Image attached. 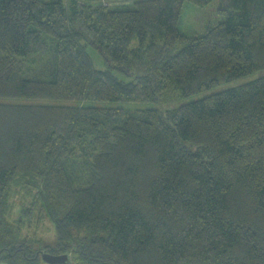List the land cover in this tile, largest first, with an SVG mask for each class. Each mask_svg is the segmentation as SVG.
I'll use <instances>...</instances> for the list:
<instances>
[{
    "label": "trees",
    "instance_id": "16d2710c",
    "mask_svg": "<svg viewBox=\"0 0 264 264\" xmlns=\"http://www.w3.org/2000/svg\"><path fill=\"white\" fill-rule=\"evenodd\" d=\"M185 1L0 0V262L264 264V76L151 106L263 70L264 0Z\"/></svg>",
    "mask_w": 264,
    "mask_h": 264
},
{
    "label": "rangeland",
    "instance_id": "374dc122",
    "mask_svg": "<svg viewBox=\"0 0 264 264\" xmlns=\"http://www.w3.org/2000/svg\"><path fill=\"white\" fill-rule=\"evenodd\" d=\"M87 1H91V0H87ZM92 1L96 2V0H92ZM98 1H103L102 3H109L111 5L118 3L121 4L125 2V0H98ZM217 3H218L217 0H213L208 5L200 7L189 1H185L183 3L179 17V23H178L179 31L187 37L198 36L204 34L205 31L213 24L224 21V17H222L217 13ZM182 47L183 44H179L177 45L174 51L176 52L180 50ZM95 60L98 63H100L96 56H95ZM262 76H264V69L258 72H254L252 74L235 78L231 81L221 83L217 86L207 88L198 93L181 97L172 102H164V103L155 102L151 104V106L158 108L160 110H166L167 108L170 107H175L180 104L190 102L192 100L200 99L210 94H214L226 89H230L251 82ZM36 238L40 240L42 245H47L51 247H54L57 242L53 226L48 222H45L41 228L37 229ZM70 254L68 253L69 261L75 264L72 261V254L71 255ZM0 264H5V263L0 262ZM39 264H47V263L40 262Z\"/></svg>",
    "mask_w": 264,
    "mask_h": 264
},
{
    "label": "water",
    "instance_id": "95a60500",
    "mask_svg": "<svg viewBox=\"0 0 264 264\" xmlns=\"http://www.w3.org/2000/svg\"><path fill=\"white\" fill-rule=\"evenodd\" d=\"M41 260L47 264H64L68 260L65 254L41 253Z\"/></svg>",
    "mask_w": 264,
    "mask_h": 264
},
{
    "label": "crops",
    "instance_id": "0c3cea01",
    "mask_svg": "<svg viewBox=\"0 0 264 264\" xmlns=\"http://www.w3.org/2000/svg\"><path fill=\"white\" fill-rule=\"evenodd\" d=\"M43 262V261H42Z\"/></svg>",
    "mask_w": 264,
    "mask_h": 264
}]
</instances>
